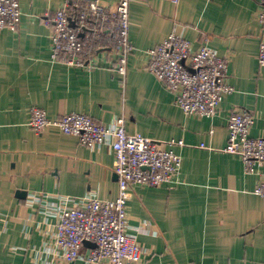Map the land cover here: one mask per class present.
I'll list each match as a JSON object with an SVG mask.
<instances>
[{
	"label": "crops",
	"instance_id": "crops-1",
	"mask_svg": "<svg viewBox=\"0 0 264 264\" xmlns=\"http://www.w3.org/2000/svg\"><path fill=\"white\" fill-rule=\"evenodd\" d=\"M71 1L19 0L16 29L0 31V264H87L66 263L54 245L60 199L118 195L110 145L82 146L55 127L37 133L27 126L32 108L50 119L83 113L107 126L122 118L129 134L182 141L172 146L182 156L176 183L131 189L127 232L143 249L142 264H264V200L253 192L258 175L223 151L235 109L249 111L250 136L264 138L258 0H132L124 79L106 46L94 53L91 69L52 59L44 15ZM87 1L114 10L118 0ZM173 31L228 61L234 90L212 117L184 113L147 69V50ZM257 171L264 173V162Z\"/></svg>",
	"mask_w": 264,
	"mask_h": 264
},
{
	"label": "built area",
	"instance_id": "built-area-1",
	"mask_svg": "<svg viewBox=\"0 0 264 264\" xmlns=\"http://www.w3.org/2000/svg\"><path fill=\"white\" fill-rule=\"evenodd\" d=\"M178 3L179 0H170ZM132 0H118L108 9L97 1L72 0L61 9L45 14L51 27L54 61L68 66L92 68L90 60L99 48L114 53V70L124 79L132 46L129 41V7ZM257 22L260 44L257 63L264 69V0H258ZM21 19L19 0H0V31L15 30ZM81 35V36H80ZM147 69L174 96L184 113L200 117L216 114L225 95L233 92L227 83L228 61L206 44L194 47L182 35L171 32L161 43L147 50ZM254 119L249 111L233 110L227 122V144L223 151L238 155L247 173H256L254 194L264 200V138H253ZM27 126L41 133L55 127L77 137L80 145L94 148L109 144L114 156L118 195L101 201L88 197L77 202L62 197L53 242L66 263L83 259L87 264H142L143 249L127 232V202L135 186L172 185L182 165V156L172 146L182 141L160 144L140 134H129L124 120L111 125L97 123L83 113H66L50 119L39 108H32ZM86 254H81L86 245Z\"/></svg>",
	"mask_w": 264,
	"mask_h": 264
},
{
	"label": "water",
	"instance_id": "water-1",
	"mask_svg": "<svg viewBox=\"0 0 264 264\" xmlns=\"http://www.w3.org/2000/svg\"><path fill=\"white\" fill-rule=\"evenodd\" d=\"M20 195H21V196H24V194H23V193H21Z\"/></svg>",
	"mask_w": 264,
	"mask_h": 264
},
{
	"label": "trees",
	"instance_id": "trees-1",
	"mask_svg": "<svg viewBox=\"0 0 264 264\" xmlns=\"http://www.w3.org/2000/svg\"><path fill=\"white\" fill-rule=\"evenodd\" d=\"M81 36V35H80Z\"/></svg>",
	"mask_w": 264,
	"mask_h": 264
}]
</instances>
